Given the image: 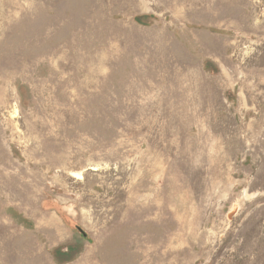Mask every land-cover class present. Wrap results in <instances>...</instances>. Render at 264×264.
Masks as SVG:
<instances>
[{
  "label": "rangeland",
  "instance_id": "374dc122",
  "mask_svg": "<svg viewBox=\"0 0 264 264\" xmlns=\"http://www.w3.org/2000/svg\"><path fill=\"white\" fill-rule=\"evenodd\" d=\"M0 264H264V0H0Z\"/></svg>",
  "mask_w": 264,
  "mask_h": 264
}]
</instances>
